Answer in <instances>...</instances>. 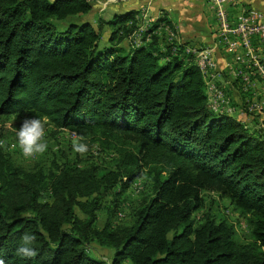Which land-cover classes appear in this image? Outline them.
<instances>
[{
	"label": "trees",
	"instance_id": "obj_1",
	"mask_svg": "<svg viewBox=\"0 0 264 264\" xmlns=\"http://www.w3.org/2000/svg\"><path fill=\"white\" fill-rule=\"evenodd\" d=\"M91 10L88 0H0V116L47 117L55 131L97 142L115 156L101 174L56 163L52 171H24L0 148V258L264 264V132L208 108L201 71L183 45L159 42L150 30L140 46L131 42L122 52L120 42L136 30L126 25L132 14L99 19L94 27L81 20ZM72 19L62 30L54 22ZM103 24L111 32L100 48ZM145 172L152 196L131 222L95 228L102 198L111 194L116 206ZM203 192L227 200L246 219L249 244H237L232 226L208 214L194 224ZM25 232L37 237L34 258L16 253ZM91 245L113 254L105 262Z\"/></svg>",
	"mask_w": 264,
	"mask_h": 264
},
{
	"label": "rangeland",
	"instance_id": "obj_2",
	"mask_svg": "<svg viewBox=\"0 0 264 264\" xmlns=\"http://www.w3.org/2000/svg\"><path fill=\"white\" fill-rule=\"evenodd\" d=\"M100 5H99V4ZM97 5L100 6V10L103 9L108 4L107 2L100 1ZM212 14L213 12L208 8ZM95 17V18H94ZM93 19H98V14L93 16L91 13L88 16H85L81 20L91 21V25H99L98 22L95 23ZM75 20L69 21H54L59 30H62L69 22H74ZM94 26V27H96ZM165 30L169 33L168 27L163 25ZM170 28V27H169ZM138 30H144L138 28ZM135 31V32H138ZM101 42L99 47H104L109 42L110 29L106 32H102ZM133 35V34H132ZM150 35L147 36V40ZM132 37L124 38L118 47L122 48V52L128 51L129 43H131ZM118 36L115 37L114 44L117 43ZM141 44H134L133 46H139ZM201 71V62L194 61ZM204 79V73L201 72ZM207 95V93H206ZM208 100V95H207ZM211 110L216 114H225L228 116H233L234 114H227L225 112H220V102L211 103ZM237 112V111H236ZM235 112V113H236ZM34 115H29L25 117H19L16 115H11L9 117L0 116V140H4L5 146L0 147L2 151L7 155L11 164L20 168L24 171H33V170H43L44 172L52 171V165L54 163L67 165L69 167L84 168V167H96L101 172L109 169L112 166L113 159L115 158L114 154L110 150L102 149L97 142H86L87 151L84 154H80L73 151V142L77 140L76 136L72 132L67 131H55L48 122H45V140L48 143V149L43 155H39L34 158H25L22 155L21 150L18 147L16 131L19 129L21 122L28 117H33ZM257 115H254L256 119ZM36 117V116H35ZM241 123L248 128L249 130H258L261 129L257 124L253 127L252 121H247L248 117L245 119H239ZM251 125V126H250ZM263 131V129H261ZM82 143H85L81 141ZM98 174V175H99ZM44 201L49 200V192L44 193ZM150 196H152V182L151 175L148 172H145L141 178L135 180L131 187L120 196L118 199L117 205L114 206L115 198L111 194H107L101 201V208L97 212V218L94 227L102 228L105 224L110 223L113 226H123L128 225L131 222L133 212L139 206L142 201H147ZM202 197L204 200L203 207L194 212L192 219L195 225H198L203 216L209 215L215 222L225 221L228 225H231L233 228V240L237 244H249L250 241L249 233L247 230L246 219L240 216L233 208L229 205L228 201L221 199L217 194L213 192H203ZM78 216L84 218V216L77 212ZM93 253L101 257L104 261L113 254V250L107 249L105 247H99L98 245L90 246ZM105 261V262H106Z\"/></svg>",
	"mask_w": 264,
	"mask_h": 264
},
{
	"label": "crops",
	"instance_id": "obj_3",
	"mask_svg": "<svg viewBox=\"0 0 264 264\" xmlns=\"http://www.w3.org/2000/svg\"><path fill=\"white\" fill-rule=\"evenodd\" d=\"M92 4L93 16L98 14V22L102 19L109 21L114 15L132 14V21L126 25H135L146 30H152L151 36L158 38L159 42L167 44L177 43L183 47L193 46L196 49H204L213 44L215 53V63L217 66L226 65L232 58L228 51L223 50L218 43V26L214 14L207 10L205 0H88ZM103 1L108 4L100 10L98 2ZM236 5L230 8V13L235 18L244 7H250L264 15V0H233ZM97 3L99 5H97ZM146 11L150 21H144L143 14ZM89 14V15H90ZM88 16V15H87ZM95 18V17H94ZM91 23V21H89ZM97 24V23H96ZM94 24V26H96ZM168 27V33L163 25ZM97 27V26H96ZM170 27V28H169ZM110 29L109 25L103 24L102 31ZM134 31V32H135ZM111 32V29H110ZM132 37V36H131ZM172 39V41L170 40ZM151 38L147 40L150 42ZM218 43V44H217ZM146 44V43H144ZM140 46V45H139ZM161 47V45H160ZM255 50L259 51L264 60V45L255 43ZM246 72L247 84L244 79L241 81H232L228 73L217 79L218 85L226 94L232 103L236 113L232 116L240 119L247 101L262 103L263 111L256 113V119L252 121V126L256 124L264 132V86L258 77H253L249 70L241 69ZM246 85V91L243 88ZM248 86V87H247Z\"/></svg>",
	"mask_w": 264,
	"mask_h": 264
},
{
	"label": "built area",
	"instance_id": "obj_4",
	"mask_svg": "<svg viewBox=\"0 0 264 264\" xmlns=\"http://www.w3.org/2000/svg\"><path fill=\"white\" fill-rule=\"evenodd\" d=\"M208 8L213 12L218 26V43L222 49L232 55L231 60L224 66H217L213 44L204 49H196L193 46L184 48L185 53L193 56V61L201 62V72L204 73L206 93L208 95V108L211 110V103L220 102V112L234 114L231 101L217 83L226 72L232 81L244 79L247 84L246 72L249 70L253 77H258L264 86V60L259 51L255 50V43L264 45V15L250 7L242 8L241 12L233 18L230 8L235 6L233 0H205ZM144 21H150L146 11L143 14ZM147 25L144 30L134 32L131 38L132 45L142 44V35L147 32ZM164 27V26H162ZM165 28V27H164ZM170 33V32H169ZM172 41V39L170 38ZM217 43V44H218ZM248 87V86H247ZM246 91V85L243 88ZM240 119L248 117L252 121L256 113L263 111L262 103L247 101ZM252 118V119H251ZM251 126V125H250Z\"/></svg>",
	"mask_w": 264,
	"mask_h": 264
},
{
	"label": "clouds",
	"instance_id": "obj_5",
	"mask_svg": "<svg viewBox=\"0 0 264 264\" xmlns=\"http://www.w3.org/2000/svg\"><path fill=\"white\" fill-rule=\"evenodd\" d=\"M46 121L47 117H28L21 122L19 129H17L18 147L25 158H34L43 155L47 151L48 143L45 140ZM81 139L74 141L72 147L74 152L84 154L87 151V144L82 143ZM5 143L4 140H0V147H4ZM36 240L37 237L34 233L25 232L16 249L17 255L23 258H34L37 255V251L33 247ZM0 264H5L3 258H0Z\"/></svg>",
	"mask_w": 264,
	"mask_h": 264
}]
</instances>
